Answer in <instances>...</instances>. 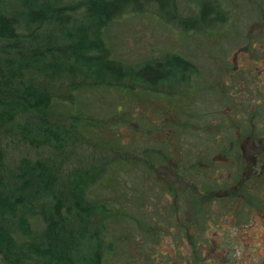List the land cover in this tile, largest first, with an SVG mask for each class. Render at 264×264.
Returning a JSON list of instances; mask_svg holds the SVG:
<instances>
[{"label": "trees", "instance_id": "1", "mask_svg": "<svg viewBox=\"0 0 264 264\" xmlns=\"http://www.w3.org/2000/svg\"><path fill=\"white\" fill-rule=\"evenodd\" d=\"M153 3L164 19L175 20L184 29H195V23L209 26L223 21L216 5L207 1L199 3L195 20L175 13L174 0H0V127H8L29 143L60 149L72 132L84 135L77 128L85 117L73 106L81 89L108 85L150 94L156 86L167 85L170 89L164 95L176 104L184 103L182 99L190 92L196 94L192 76L197 68L185 57L172 53L161 60L128 66L112 56L103 39L114 18L125 12L139 13ZM245 39L246 45L254 42L251 36ZM26 66L51 80L62 75L71 79L72 87L64 96L69 105L59 100L53 87L31 75L21 79V69ZM77 74L82 79L75 87ZM84 79H89V85L79 87ZM217 88L227 95L225 87ZM246 89L253 100L238 109L231 96L221 103L236 111L235 118L223 121L219 116V130L229 135L224 140L219 131L212 130L204 140V153L193 147L186 152L172 149L175 140L165 139L163 149L137 147L131 156L125 154L127 147L123 149L122 155L127 156L116 159L115 165L120 168L128 161L136 165L129 180L121 178L123 188L133 182L137 186L141 199L134 209L136 215L131 206L120 204L119 208L108 199L90 201L95 186L116 180L105 166L89 173L76 170L66 189L58 188L59 173L38 160L25 164L12 179L0 176L3 264H101L113 249L112 241L104 237L111 235L108 224L115 218L120 223L129 215L139 216V220L134 218L133 230L143 239L142 249L152 250L140 257L144 264L163 256L153 250L164 236L172 242L177 264H233L237 239L220 220L233 222L259 213L264 221V91ZM182 127L192 129L191 124ZM213 127L206 125V132ZM234 134L237 138H232ZM247 147H256L257 152L250 157ZM152 195L165 199L164 215L155 206L148 212L143 208ZM90 218L97 228L91 232ZM31 221H41L42 229ZM166 255L169 261L170 255Z\"/></svg>", "mask_w": 264, "mask_h": 264}, {"label": "rangeland", "instance_id": "2", "mask_svg": "<svg viewBox=\"0 0 264 264\" xmlns=\"http://www.w3.org/2000/svg\"><path fill=\"white\" fill-rule=\"evenodd\" d=\"M201 1L216 5L223 21L213 22L209 26H196L195 23V29H184L177 21L164 19L153 3L144 6L139 13L125 12L117 16L103 32V39L112 49V56L128 66L161 60L172 53L185 57L197 68V73L192 76L196 80V94L190 92L182 99L184 103L176 104L172 100L168 102L164 95L170 89L167 85L156 86L155 93L150 94L145 90L143 93L146 94H139L136 90L129 91L108 85L81 89L76 94L73 106L75 111L85 117L80 119L77 128V131L84 134L83 137L79 132H72L65 144L57 149L35 142L29 143L8 127H0V176L6 180L12 179L25 164L38 160L59 173L58 188L66 189L69 186L67 181L76 170H86L89 173L105 166L116 176V180H104L101 185L95 186L89 195L90 201L108 199L118 207L120 204L131 206L129 209L132 215H136L134 209L141 199L137 195V186L134 182L128 188L121 185V178L129 180V175L136 172V165L133 167L128 161L119 168V164L115 165L116 159L133 154L137 147L163 149L164 139L175 140L176 144L173 142L174 146H170L172 149L186 152L189 147H193L204 153V140L212 130L219 131V135L225 140L229 133L219 130V116L227 121L230 117L235 118L236 111L221 103L227 102L231 96L238 109L243 102L253 100L254 96L247 93L246 86L264 91V0H174L175 13L185 19H195ZM247 36L254 39L251 45L245 43ZM21 73L20 78L23 80L31 75L38 82L41 81V84L53 87V93L59 100L69 105L64 96L68 87H72L71 79L62 75L51 80L34 73L27 66L22 67ZM81 79L79 74L74 75L75 87H78L77 81ZM82 82L85 83H81L79 87L89 85V79ZM217 87H225L227 95L225 92H217ZM192 93L193 98L190 97ZM262 113L264 115V111ZM85 119L92 122L86 123ZM183 123L191 124L192 129L182 127ZM206 125L214 127L206 132ZM234 137L237 138V135L234 134L232 138ZM126 147L129 152L123 150ZM250 148L252 147H247L246 150L250 151ZM251 154L250 151L248 155L251 157ZM153 165L165 166L157 162H153ZM155 196L146 200L143 208L148 212L155 206L164 215L163 206L166 201L163 196ZM132 215L120 223L115 218L113 224H108L111 235L104 237L107 241H112L113 249L101 264H144L141 256L152 253L151 249H142L143 239L133 230L135 217ZM135 219L139 220V216ZM220 223L237 239L232 250L233 264H262V215L256 213L233 222L221 219ZM31 224L39 230L43 227L41 221H31ZM94 229L97 228L92 218L88 231ZM219 235L221 233L217 231L216 236ZM169 241L165 236L162 237L155 244L153 252H159L163 256L157 255L148 262L177 264V257L170 247L172 242ZM166 254L170 255L169 261ZM184 254L186 255V251ZM138 257L142 259L134 261ZM0 264H3L1 259Z\"/></svg>", "mask_w": 264, "mask_h": 264}, {"label": "flooded vegetation", "instance_id": "3", "mask_svg": "<svg viewBox=\"0 0 264 264\" xmlns=\"http://www.w3.org/2000/svg\"><path fill=\"white\" fill-rule=\"evenodd\" d=\"M263 111H264V108H263ZM263 111H262V112H263ZM262 128H264V125H263ZM250 151H251L252 153H254L255 151L257 152V148H256V147H252V148H250ZM263 178H264V176H263Z\"/></svg>", "mask_w": 264, "mask_h": 264}]
</instances>
